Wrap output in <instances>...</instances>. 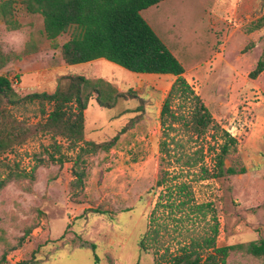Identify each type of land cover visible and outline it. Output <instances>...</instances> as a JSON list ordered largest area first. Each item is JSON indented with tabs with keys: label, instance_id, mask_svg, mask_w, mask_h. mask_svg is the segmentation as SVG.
<instances>
[{
	"label": "rangeland",
	"instance_id": "1",
	"mask_svg": "<svg viewBox=\"0 0 264 264\" xmlns=\"http://www.w3.org/2000/svg\"><path fill=\"white\" fill-rule=\"evenodd\" d=\"M7 1L13 2L12 16L5 22L1 5ZM142 15L183 64L184 77L221 131L233 133L237 150L225 167L246 168L245 174L194 183L196 200L215 208L217 245L263 239L264 72L257 79L249 75L264 53V24L251 31L264 20V0H165ZM67 40L68 34L48 40L42 15L29 13L23 0H0V75L9 77L16 93L53 94L67 75L104 79L128 99L103 109L93 98L85 139L102 143L124 125L128 131L109 151L87 156V176L77 190L73 163L50 159L74 156L61 138V153L50 136H41L0 157V264H155L154 252L142 251L140 241L157 200L151 190L161 170L160 115L176 78L133 73L107 60L66 66L60 47ZM178 109L189 119L191 105ZM36 113L35 105L15 112L29 123L37 121ZM220 135L210 129L207 139L213 143ZM203 143H191L190 152ZM205 149V164L213 168L214 154ZM227 264L264 260L233 251Z\"/></svg>",
	"mask_w": 264,
	"mask_h": 264
},
{
	"label": "trees",
	"instance_id": "2",
	"mask_svg": "<svg viewBox=\"0 0 264 264\" xmlns=\"http://www.w3.org/2000/svg\"><path fill=\"white\" fill-rule=\"evenodd\" d=\"M165 0H23L26 10L43 17L44 34L55 42L64 34L69 40L61 49L65 64L73 66L105 59L130 72L172 75L176 78L166 97L160 115L163 136L160 143L161 170L151 190L157 198L149 216V230L141 238L144 252L152 250L155 264H227L233 251H241L264 260V238L246 244L225 247L217 245L220 222L212 203L196 200L194 183L245 174L246 168H226V160L237 150V141L221 131L211 112L184 77L185 68L143 17L142 12ZM12 1L3 3L5 22L12 16ZM264 20L251 31L263 26ZM4 59L0 57V70ZM264 72V53L250 73L257 79ZM94 98L103 109H114L125 93L104 79L67 75L53 94L34 93L21 97L8 76L0 75V157L29 138L50 136L57 152L63 139L73 157L61 155L52 161L73 163V189L82 188L87 156L109 151L128 131L124 125L109 141L96 143L85 139L86 111ZM191 105L189 119L174 109ZM37 106L34 123L18 120L15 112ZM139 107L138 110H142ZM214 129L221 137L208 141ZM185 136L186 139H185ZM202 140L200 151L190 152V144ZM223 140V141H222ZM213 152L214 167L205 164V148ZM101 213L86 209L85 213ZM170 222V223H169ZM177 233V235H173ZM167 237H171L167 240ZM179 237V238H178ZM176 240V242H175ZM96 250V246L92 245ZM96 258L97 255L95 254Z\"/></svg>",
	"mask_w": 264,
	"mask_h": 264
},
{
	"label": "crops",
	"instance_id": "3",
	"mask_svg": "<svg viewBox=\"0 0 264 264\" xmlns=\"http://www.w3.org/2000/svg\"><path fill=\"white\" fill-rule=\"evenodd\" d=\"M105 59H98V60H95V61H92V62H88V63H85V64H78V65H73V66H84V65H86V64H96V62L97 63H105V61H104ZM64 64H65V62H64ZM66 66H70V65H67V64H65ZM69 68V67H68Z\"/></svg>",
	"mask_w": 264,
	"mask_h": 264
},
{
	"label": "built area",
	"instance_id": "4",
	"mask_svg": "<svg viewBox=\"0 0 264 264\" xmlns=\"http://www.w3.org/2000/svg\"><path fill=\"white\" fill-rule=\"evenodd\" d=\"M230 134H232V136H233V133L230 132Z\"/></svg>",
	"mask_w": 264,
	"mask_h": 264
},
{
	"label": "clouds",
	"instance_id": "5",
	"mask_svg": "<svg viewBox=\"0 0 264 264\" xmlns=\"http://www.w3.org/2000/svg\"><path fill=\"white\" fill-rule=\"evenodd\" d=\"M11 35V34H10ZM13 39H15V38H13Z\"/></svg>",
	"mask_w": 264,
	"mask_h": 264
}]
</instances>
